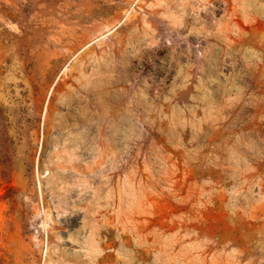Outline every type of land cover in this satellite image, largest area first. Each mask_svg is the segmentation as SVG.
I'll list each match as a JSON object with an SVG mask.
<instances>
[{"label": "rangeland", "instance_id": "obj_1", "mask_svg": "<svg viewBox=\"0 0 264 264\" xmlns=\"http://www.w3.org/2000/svg\"><path fill=\"white\" fill-rule=\"evenodd\" d=\"M237 2L226 39L197 0H0V264H264L263 16Z\"/></svg>", "mask_w": 264, "mask_h": 264}, {"label": "crops", "instance_id": "obj_2", "mask_svg": "<svg viewBox=\"0 0 264 264\" xmlns=\"http://www.w3.org/2000/svg\"><path fill=\"white\" fill-rule=\"evenodd\" d=\"M182 1V10H184L186 0ZM237 1L241 2V9L246 16L251 18L258 15L263 16L262 34H264V0H197L198 3H195L198 5L197 8L205 11V13L212 14L215 18L212 24L210 22L204 23V31H220L223 37L228 39L234 31L233 29L236 24L235 17L241 13ZM171 13L175 15V9H172ZM183 14H187V12L183 11ZM246 30L255 31L254 27L251 29L248 27Z\"/></svg>", "mask_w": 264, "mask_h": 264}]
</instances>
